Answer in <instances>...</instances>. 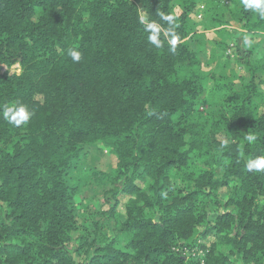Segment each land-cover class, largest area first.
Returning <instances> with one entry per match:
<instances>
[{
	"label": "trees",
	"instance_id": "16d2710c",
	"mask_svg": "<svg viewBox=\"0 0 264 264\" xmlns=\"http://www.w3.org/2000/svg\"><path fill=\"white\" fill-rule=\"evenodd\" d=\"M235 2L249 31L264 30V19ZM172 4L0 0V64L23 67L0 75V264H264V172L246 170L264 156V111L254 104L264 64L241 87L216 84L212 92L228 97L223 118L202 123L198 52L184 41L186 14ZM143 12L164 30L159 14L174 17V53L163 31V47L148 42ZM70 48L82 52L79 63ZM17 102L33 113L20 128L2 115ZM219 129L227 141L216 138ZM98 140L117 166L98 173L111 187L87 199L72 181L73 159ZM95 201H103L98 219ZM82 206L92 229L80 226ZM197 235L210 239L204 259L175 250L195 247Z\"/></svg>",
	"mask_w": 264,
	"mask_h": 264
},
{
	"label": "rangeland",
	"instance_id": "374dc122",
	"mask_svg": "<svg viewBox=\"0 0 264 264\" xmlns=\"http://www.w3.org/2000/svg\"><path fill=\"white\" fill-rule=\"evenodd\" d=\"M172 10L179 17L186 14L188 34L184 41L198 52L200 63L195 66V70L203 77L205 83V93L202 96L205 104L200 107L201 122H208L211 125V120L215 117L218 121L223 118L221 115L224 112L223 102L228 99L223 96V92L222 94L212 92L213 87L224 81L234 82L237 87H241L250 81L252 67L257 68L264 64V30L253 32L244 26L235 0H173ZM142 14L144 15V12ZM245 36L251 40L250 46L244 44ZM22 70L23 67L19 63L11 67L0 64V75L21 73ZM257 74L259 95L254 104L255 112L258 114L264 111V69L258 70ZM215 136L220 141L228 139L227 131L224 129L217 130ZM73 166L72 181L80 185L81 194L89 199L95 193L102 195L105 189L111 187L108 181L104 185L98 180V173H111L117 166V159L105 144L98 140L83 146L74 157ZM120 199L121 203L116 213L119 224L125 219L128 202L127 197L121 196ZM90 205L94 218L98 219L103 201H95ZM77 219L82 228L87 226L92 229L93 224L89 221L87 208L78 210ZM127 239L126 233L119 234L118 245L125 248ZM209 242V237H201L195 247L190 249L188 246H182L181 242L175 250L187 259H204L206 250L202 245ZM68 247L72 249L74 245Z\"/></svg>",
	"mask_w": 264,
	"mask_h": 264
},
{
	"label": "clouds",
	"instance_id": "9594fccd",
	"mask_svg": "<svg viewBox=\"0 0 264 264\" xmlns=\"http://www.w3.org/2000/svg\"><path fill=\"white\" fill-rule=\"evenodd\" d=\"M241 4L246 11L251 10L252 12L257 13L260 18L264 19V0H241ZM159 15L163 21L169 24L168 29H162V25L156 23L155 21H149V19L143 14L139 15V23L143 25L144 30L149 33L147 37L148 42L151 45H154L156 48L163 47V41L160 39L161 33L163 31V35L170 45L169 50L174 53L177 49L178 43H180V37L176 35L173 30V25L175 23L174 17L172 15H164L162 13ZM244 44L246 46L251 45V40L247 36L244 37ZM67 54L75 63H79L83 58L82 52L76 49L70 48ZM2 115L3 119L8 124L15 128H20L21 126H26L30 122L33 113L26 105L17 102L10 106H5L2 110ZM245 139L251 145L256 142L257 137L254 134H248ZM226 143L227 142H225V144ZM246 170L256 173L264 172V156H257L253 159H248L246 163ZM161 197L166 198L167 192L162 191Z\"/></svg>",
	"mask_w": 264,
	"mask_h": 264
}]
</instances>
